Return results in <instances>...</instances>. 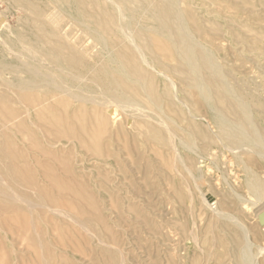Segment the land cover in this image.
Wrapping results in <instances>:
<instances>
[{"label":"bare ground","instance_id":"bare-ground-1","mask_svg":"<svg viewBox=\"0 0 264 264\" xmlns=\"http://www.w3.org/2000/svg\"><path fill=\"white\" fill-rule=\"evenodd\" d=\"M108 1L105 5L106 2L100 0H53L55 7L42 13L34 12L35 5L30 3L27 13L31 16L20 19L16 30L0 33V78L10 76V80L0 82V232L6 237L16 238L17 244V239L24 242L21 244L29 250L33 260L28 259L34 264L56 263L53 253L58 251L47 240L52 232L50 226L53 232L56 231L59 221L56 218L72 220L73 226L81 229L79 233L86 232L89 224L103 222L98 215V205L92 199L94 196L89 194L91 177L84 178L82 175L85 163L96 161L109 167V160L118 156L122 161H113L118 168L115 173L125 176L118 179V186L125 181L130 188L131 181L127 182L126 178H133L129 171L134 166V158L137 156L145 161L144 150L149 148L167 171L174 169L176 163L178 168L186 170L187 175L190 173L189 178L193 176L178 155V150L191 148L194 156L197 142L206 146L213 142V138L208 132L193 126L185 131L167 117L163 104L169 101L173 92L165 82L157 80L154 73L179 78L193 111L195 105L206 110L217 129L219 140L232 147H246L262 153L264 157V140L253 121L250 104L228 88L214 51L198 40L200 29L199 20H195L196 14L207 15L214 26L220 22L219 15L210 14L200 4L201 0ZM64 15L71 16L76 25L92 35L101 54L97 53L95 57L89 55L82 48L83 43L78 45L73 38L68 39L61 32L60 23ZM132 27H136L137 31L133 35L126 34L132 40L125 41V32L133 30ZM216 28L212 29L213 33L221 30L217 25ZM167 78L171 80V77ZM113 108L124 112L123 128L128 135L125 144L121 141L124 137L120 138L117 133L112 136L110 131L118 122V119L113 121ZM255 110L259 113L263 109L255 106ZM110 120L114 123L110 124ZM177 132L184 133V137L178 139ZM217 137L214 134V138ZM108 138L110 140L105 141ZM137 144L143 147L142 154H139ZM160 146L167 148L168 157L172 156L175 163L163 159ZM105 147H112V152L105 153ZM125 169L130 177L123 173ZM194 188L198 190L196 186ZM245 189L247 198L248 194L256 199L263 197L264 184L251 172L247 173ZM199 190L198 193L201 192ZM201 200L205 203L204 197ZM207 208L213 210L214 207ZM75 210L77 215L73 216ZM46 214L50 219L45 221L43 215ZM216 215L227 219L230 216L226 211H219L218 214L215 211ZM258 219L259 226L264 230V217ZM237 227L240 234L239 238L236 237L235 262L253 264L249 244L244 240L240 242L248 233L243 227ZM63 228L67 230L69 227ZM68 230L69 237L71 232ZM56 232L57 241L59 234ZM76 233V236L81 235L78 231ZM88 233H85L86 236L91 237ZM71 238L72 234L69 240ZM59 239V248L68 249L65 238ZM1 247L3 245H0V252ZM79 253L77 255L80 256ZM2 255L0 253V264H20V258L13 262L6 260V252V258Z\"/></svg>","mask_w":264,"mask_h":264},{"label":"rangeland","instance_id":"rangeland-1","mask_svg":"<svg viewBox=\"0 0 264 264\" xmlns=\"http://www.w3.org/2000/svg\"><path fill=\"white\" fill-rule=\"evenodd\" d=\"M100 1L102 3L106 2L105 5L109 3L108 0ZM30 3L35 5L34 12L37 13H42L48 9L50 11L55 7L53 5V0H0V33H4L7 30H16L19 27L20 19L27 15L31 16L27 13V5ZM200 4L204 5L206 7L205 9H207L210 14L216 13L219 15L220 22H217L216 25L219 26L221 30L218 33H213L214 31L212 29H217L216 25H213L207 15L200 16L201 12H199L196 14L197 17H195V20H199L198 27L200 33L198 40L214 51L217 61L223 68V74L226 78L228 88L234 90L237 96H241L244 101L250 104V113L253 117V121L260 129L264 140V0H201ZM131 29L133 30L125 32V41L130 42L132 39L128 36L133 35L137 31L136 27H132ZM60 30L68 39H70V37L71 40L74 39L76 44L79 45V43H83V47H81L86 50L89 55L91 54V56L95 57L97 53L101 52L100 47L95 43L92 35H89L83 27L76 25L71 16L64 15L60 23ZM126 34L128 35L127 37ZM86 43H89L90 46ZM91 49L93 50L92 52ZM9 58L12 57L9 56ZM154 75L157 80L165 82L170 92L174 93L168 98L169 101H165L163 104V110L167 117L175 121L177 127L185 131L193 126L201 129L200 131L208 132L213 138V142L206 146H203L201 142H197L193 149V152H195L194 156L191 154V148L178 150V155L181 156L183 163L190 168L193 174L190 178L188 176L190 174L188 171L189 174L187 175L186 170L184 171L178 168L172 156L171 158L168 157L167 148L160 146L163 159L175 163V168L168 171L160 164L159 157H156L149 148L144 150L143 147H139V144H137L140 152L139 154H142L144 150V155H146L147 158L145 161L140 160L137 156L134 158L132 171L128 169L129 174H132L133 178H126L127 182L128 180L131 181L129 182L130 188L125 181L120 184V187L118 186V179L121 180L123 177L125 178V176H118V174L115 173L118 171V168H115L113 161H122L118 156L109 160V164L111 165L109 167L100 165V162L95 163L96 161L85 163L86 168L82 175L84 178L91 177L92 187L89 194L90 196L92 195L91 197L94 196L92 199L98 205V215L100 214L99 217H101L103 222L97 224L93 223L87 226L86 232H91L88 233L92 237L91 239V237L86 236L87 234H85L86 232L84 231H80L81 235L76 236L77 231L78 234H80V228H77L76 225V227L73 226L72 220L63 221L62 218H56L64 222L58 221L56 223L57 226L55 230L58 233L56 231L54 232L59 234L56 236L57 241L60 240L59 238H65L68 249L59 248L60 241H56L55 233L50 226L52 232L49 234L47 240L52 248H56L58 251H54L53 253L54 257H56L55 262H58L57 264H118V262H120L119 264H236L235 254L236 245L238 243L236 237L240 234L239 228L237 227V225H239L248 233L245 239L239 241L242 243L244 240L245 243L247 242L249 244L250 254L254 260L253 264H264V230L258 224V218L261 216L264 217V194L260 199H256L250 196V194H248L249 199L247 196L245 197V195H247L246 193H248L245 189V179L248 172L254 174L256 178L264 184V157L261 156L262 153L260 154L246 147H232L226 142L219 140L217 137V129L206 110L199 105H195L193 111V106L187 101L186 94L182 89L179 78L173 77L170 74H164V76L154 73ZM7 77H1L0 82L2 81L3 83L4 79L10 80V76L8 75ZM164 77H171V80H174L171 81L167 78L169 80L167 81ZM1 85L2 84H0V86ZM255 106H260L263 110L258 113L255 110ZM113 110H115L112 114V116H115L113 121H117L118 119L115 128H119L115 129L109 126L111 129L109 130L112 136L117 133L120 138L124 137L121 141L125 144V138H127L128 135L123 128L125 121L124 112L117 108H113ZM110 113H112V111H110ZM203 119H205L206 122ZM113 121L110 120L109 123H114ZM171 126L170 128L172 129L173 127ZM214 134L217 140L214 138ZM177 136L178 139H181L184 137V133L177 132ZM109 140V138L105 139V141ZM223 148H227L231 151ZM247 149L249 152H247ZM103 150L105 153H111L113 148L105 147ZM252 153H254V155H252ZM123 173H125L126 177H130L126 169ZM97 186L99 187L98 189ZM195 186L198 190L200 189L199 191L201 192L198 193V190L194 188ZM169 189H171V191ZM229 189L231 191H229ZM186 190L188 192H186ZM229 192L231 193L229 194ZM189 193L191 196H189ZM202 197L205 198V203L201 200ZM251 199L253 201H251ZM206 205L207 207H214L213 210L208 209ZM214 210L216 214H218L219 211H222V213L226 211V214H230V216L228 219L227 217L215 216ZM74 213L73 216H76L77 210H75ZM43 216L45 221L50 219L48 214ZM233 217L235 218L234 220ZM232 220L238 223L235 225ZM112 225L115 228H113ZM64 226L69 227V230L67 229L69 233L71 232L68 234L69 237L67 236L66 228H63ZM71 234L72 240H69ZM4 236L5 235L0 232V241H2L0 245H3L0 252L1 255L3 254L2 258L7 257L6 260L13 262L20 258V264H34V261L33 263L31 262L33 259L30 256L29 250L25 248V245L23 246V244H21L24 242H20V240L17 239V244L16 238L5 236L3 239L2 237ZM73 237H75V239ZM79 238L82 239V241H80ZM96 239L102 241L98 243ZM116 240L117 243H115ZM68 241L69 243L74 241L72 243L73 247L70 246L71 243L69 244ZM84 243L85 245H83ZM212 244L213 247L211 249ZM75 245L79 246L75 247ZM103 245L106 247H103ZM174 247L175 250L173 249ZM23 248H25V250ZM199 250L201 252H199ZM5 252L6 255L8 254L6 257H4ZM77 252H80V256L77 255ZM58 254L63 255L59 256ZM173 254L174 256H172ZM121 255L123 256L122 258L120 257ZM82 256L84 257L82 258ZM28 257L32 260L30 261ZM58 260L62 261L59 262Z\"/></svg>","mask_w":264,"mask_h":264}]
</instances>
